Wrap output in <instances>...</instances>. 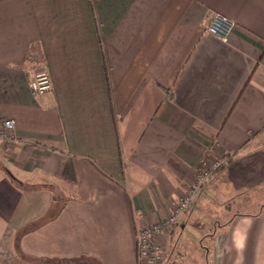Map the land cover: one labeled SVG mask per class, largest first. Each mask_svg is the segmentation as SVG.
Instances as JSON below:
<instances>
[{
    "label": "crops",
    "instance_id": "crops-1",
    "mask_svg": "<svg viewBox=\"0 0 264 264\" xmlns=\"http://www.w3.org/2000/svg\"><path fill=\"white\" fill-rule=\"evenodd\" d=\"M211 10L236 22L228 42L206 32ZM9 118L0 264H136L137 228L224 154L164 264H264V0H0Z\"/></svg>",
    "mask_w": 264,
    "mask_h": 264
},
{
    "label": "built area",
    "instance_id": "built-area-1",
    "mask_svg": "<svg viewBox=\"0 0 264 264\" xmlns=\"http://www.w3.org/2000/svg\"><path fill=\"white\" fill-rule=\"evenodd\" d=\"M205 30L223 42H228L233 34L236 22L227 15L218 11H209L205 19ZM32 94L36 98H43L52 91V80L47 70L35 73L30 80ZM16 122L14 119H4L0 122V142L12 144L16 141ZM231 156L224 154L216 159L203 158L199 161L195 180L188 186L185 192L178 198L173 210L162 220L137 228L136 233V264H164L165 245L162 242L164 235L170 234L186 214L197 193L207 186L215 173L230 163Z\"/></svg>",
    "mask_w": 264,
    "mask_h": 264
},
{
    "label": "rangeland",
    "instance_id": "rangeland-1",
    "mask_svg": "<svg viewBox=\"0 0 264 264\" xmlns=\"http://www.w3.org/2000/svg\"><path fill=\"white\" fill-rule=\"evenodd\" d=\"M235 208H237V209H239V211H244V210H254L255 208H257L256 206H254V207H244V206H235ZM261 207H259V209H260ZM207 240V239H206ZM207 243H209L208 241H207Z\"/></svg>",
    "mask_w": 264,
    "mask_h": 264
},
{
    "label": "trees",
    "instance_id": "trees-1",
    "mask_svg": "<svg viewBox=\"0 0 264 264\" xmlns=\"http://www.w3.org/2000/svg\"><path fill=\"white\" fill-rule=\"evenodd\" d=\"M83 261H76V263H82ZM75 263V262H74Z\"/></svg>",
    "mask_w": 264,
    "mask_h": 264
}]
</instances>
